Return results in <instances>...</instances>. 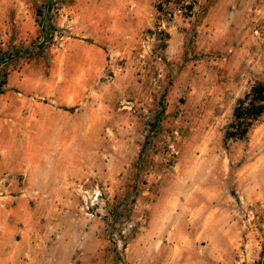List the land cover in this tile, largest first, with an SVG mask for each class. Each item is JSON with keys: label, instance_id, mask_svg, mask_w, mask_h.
<instances>
[{"label": "rangeland", "instance_id": "obj_1", "mask_svg": "<svg viewBox=\"0 0 264 264\" xmlns=\"http://www.w3.org/2000/svg\"><path fill=\"white\" fill-rule=\"evenodd\" d=\"M104 1L0 0V128L42 111L92 121L0 137L54 166L60 221L85 229L72 264H264V113L226 138L264 87V0H201L161 39L157 0H136L133 22L94 13Z\"/></svg>", "mask_w": 264, "mask_h": 264}, {"label": "crops", "instance_id": "obj_2", "mask_svg": "<svg viewBox=\"0 0 264 264\" xmlns=\"http://www.w3.org/2000/svg\"><path fill=\"white\" fill-rule=\"evenodd\" d=\"M92 11L111 21L133 22L139 20L140 5L136 0H105L100 5L95 2ZM153 12L152 9L150 14ZM151 21H148L149 25ZM205 22L210 23L209 16ZM112 29L117 34L118 27L114 25ZM169 31L174 34L172 28ZM75 116L61 110L47 114L37 112L24 118L26 124L21 128L16 125L0 128V137L5 134L91 133L90 116L87 120L84 114V122L79 125ZM41 150L40 144L31 142H0V264H72L77 262L75 257L78 260L85 258V254L78 256L75 252L76 242L84 237L85 229L60 221V184L53 181L54 184L49 185L52 189L46 187L47 176L56 172L51 168L50 160L38 159ZM85 241L80 242L82 248H85Z\"/></svg>", "mask_w": 264, "mask_h": 264}, {"label": "trees", "instance_id": "obj_3", "mask_svg": "<svg viewBox=\"0 0 264 264\" xmlns=\"http://www.w3.org/2000/svg\"><path fill=\"white\" fill-rule=\"evenodd\" d=\"M264 113V87L253 86L233 109L232 121L226 130V138L241 139L252 123Z\"/></svg>", "mask_w": 264, "mask_h": 264}, {"label": "built area", "instance_id": "obj_4", "mask_svg": "<svg viewBox=\"0 0 264 264\" xmlns=\"http://www.w3.org/2000/svg\"><path fill=\"white\" fill-rule=\"evenodd\" d=\"M156 7L158 19L153 34L161 39L176 22L188 23L196 19L201 10V0H157Z\"/></svg>", "mask_w": 264, "mask_h": 264}]
</instances>
